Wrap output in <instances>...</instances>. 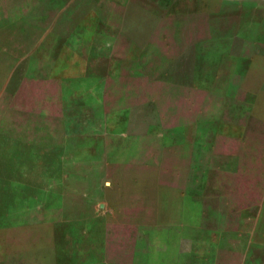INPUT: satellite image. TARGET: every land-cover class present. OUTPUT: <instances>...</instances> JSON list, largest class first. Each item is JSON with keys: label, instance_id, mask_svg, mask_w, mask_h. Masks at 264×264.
Returning <instances> with one entry per match:
<instances>
[{"label": "rangeland", "instance_id": "374dc122", "mask_svg": "<svg viewBox=\"0 0 264 264\" xmlns=\"http://www.w3.org/2000/svg\"><path fill=\"white\" fill-rule=\"evenodd\" d=\"M0 264H264V0H0Z\"/></svg>", "mask_w": 264, "mask_h": 264}, {"label": "crops", "instance_id": "0c3cea01", "mask_svg": "<svg viewBox=\"0 0 264 264\" xmlns=\"http://www.w3.org/2000/svg\"><path fill=\"white\" fill-rule=\"evenodd\" d=\"M242 181H243V180H242ZM255 181H256L257 183H262V182H263L262 179H260V180H258V179H257V180H253L252 182H255ZM248 182H251V180H248Z\"/></svg>", "mask_w": 264, "mask_h": 264}]
</instances>
